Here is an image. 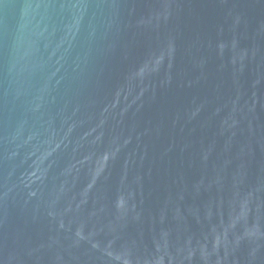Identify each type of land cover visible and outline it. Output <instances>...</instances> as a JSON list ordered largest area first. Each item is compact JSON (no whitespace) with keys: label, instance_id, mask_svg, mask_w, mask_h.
Returning <instances> with one entry per match:
<instances>
[{"label":"water","instance_id":"water-1","mask_svg":"<svg viewBox=\"0 0 264 264\" xmlns=\"http://www.w3.org/2000/svg\"><path fill=\"white\" fill-rule=\"evenodd\" d=\"M0 264H264V0H0Z\"/></svg>","mask_w":264,"mask_h":264}]
</instances>
